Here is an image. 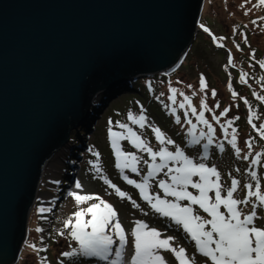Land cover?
<instances>
[{"label": "water", "instance_id": "95a60500", "mask_svg": "<svg viewBox=\"0 0 264 264\" xmlns=\"http://www.w3.org/2000/svg\"><path fill=\"white\" fill-rule=\"evenodd\" d=\"M204 2L0 0V264L19 261L43 168L93 98L176 66Z\"/></svg>", "mask_w": 264, "mask_h": 264}, {"label": "rangeland", "instance_id": "374dc122", "mask_svg": "<svg viewBox=\"0 0 264 264\" xmlns=\"http://www.w3.org/2000/svg\"><path fill=\"white\" fill-rule=\"evenodd\" d=\"M257 4L258 0H248L246 5L245 0H212V3L211 0H205L199 25L203 23L217 37H225V40L219 41L225 44V48L217 47L211 37L198 25L199 31L189 50L172 69L151 76L152 82L146 85L145 94L141 93V82L145 78H139L128 84L129 86L125 85L123 87L120 85L112 89L115 90V93L108 99H105L104 95L108 92L107 90L95 98L94 106L91 104L85 114L86 116L84 115L82 119L85 132L80 133L79 128L81 127L77 126L74 135L70 137L63 150L52 160V169L45 171V187L36 198L34 216L32 215V218L31 215L29 216L28 235L23 244L19 261L16 264H41L42 259L45 260V264H94L91 261L83 260L80 255L77 256L78 258L62 255L63 252L78 248V243L69 235L70 229L64 227V222L77 210L74 199L69 196L70 192H80L75 187L77 182L81 183L83 193L99 195L112 203L117 209L126 231L134 227L135 220H144L150 227L160 230L163 234L162 238L169 235L175 236L174 244L185 247L187 252L195 257V264H205L206 258H203L196 251L194 242L183 232L182 228L176 226L171 220L155 214L147 203L142 200L139 190L133 185L127 184L122 178L127 175L130 179L141 182L148 170L143 161L149 160L150 162V158L147 153L133 148L128 141H120L124 151L135 152L138 157L142 158L138 164L141 169L139 175L132 173L130 169L121 172L116 167L117 159L111 147L109 128L111 127L118 132L124 131L116 126V122L128 123L143 139L149 142V146L154 151H158L161 145L157 142L151 128L146 126L144 129H140L138 125H131L128 121L129 112L134 114L140 106L139 103H141L142 107L145 106L143 114L147 117L148 124L166 130L162 131L166 133L168 138L173 139L185 151L186 155L199 162V158L204 154L203 146L198 147L197 145L187 148L182 145V142L185 137H189L187 133L191 125L187 123L188 119H191L197 125L195 129L197 136L201 131L207 132V126L200 123L196 116L191 115V108H179V103L183 101V97L179 93L183 92L185 95L192 96L195 92L196 95L192 96V106L197 108L198 115L200 111H204L200 102L206 99L208 107L212 111H204L205 119L209 120L216 130L213 135V143L208 148L209 158L203 162L207 163L209 167L215 166L220 171L221 183L225 191L231 187L232 178L239 180L240 185L234 196L242 199L246 192L244 186L248 183L255 184L247 171L251 166V157L248 160H244L243 157L248 155L249 151H251L252 156H255L256 153L264 154V139H261L252 127L249 134L244 130H238V126H235L238 122V119L235 118H240L242 109L247 111L248 121L252 119L258 127L264 125V101L257 100L258 103H255L251 99L254 96L253 93L264 95V86L261 85L262 80L260 79L261 76H264V69L259 66V62L264 61V20L259 19L264 17V6L256 7ZM246 12L247 15H245ZM253 20L257 21V25H253ZM234 27L236 28L235 33L233 32ZM242 34L247 35V43L244 42ZM236 44H239L242 50H237ZM229 50H231L235 67L229 65L225 68L229 59ZM253 52H255V59L251 57ZM242 72L248 74L247 83L240 82L239 77ZM201 75L206 78L208 83V88L204 91H201L199 86ZM178 81L181 83H178ZM188 85H192V87L189 88ZM243 85L245 88H242ZM170 86L178 89L175 105L169 100L171 95ZM212 90L216 91L215 97L211 95ZM233 90L239 93L235 98L232 96ZM148 93L154 94L150 101L146 95ZM241 97L248 99L249 104L252 106L251 111L244 104ZM217 103L220 105L219 108L216 107ZM173 107L176 108L175 114H172L171 111ZM225 108H230V111L226 116H220ZM139 110L136 116L141 114V108ZM185 110L189 113L188 117L183 114ZM213 114L220 116L219 124L214 120ZM176 115L181 117L180 124L175 122ZM256 117H259V119H256ZM229 120H232L233 123L228 128V137L225 139L221 125L226 124L224 126L228 127L227 122ZM170 126L174 128L169 131ZM232 128L237 130V145L241 148L240 158L236 156L235 150L228 143V140L231 139ZM79 133L81 138L77 136ZM250 138H253V148L251 150L248 149L245 143ZM202 140L204 141L202 145L207 143L206 138ZM220 143L224 144L223 152L215 146V144ZM166 146L170 151L175 150L173 145ZM94 151L100 153L99 167L102 169V173H97L94 166L97 159L93 154ZM237 168L240 169L239 172L236 171ZM253 170L257 172L258 177L264 178V156L261 158V163L254 166ZM229 173H231V176ZM101 175L110 179L122 191L129 193L143 211L133 207L127 199L122 200L116 196L114 191L104 183ZM157 178H163V173L159 174ZM260 182L262 191H264V179H261ZM57 187L62 188L60 195L55 194ZM151 191L160 192L163 196L162 191L155 187V182H153ZM189 191L195 193L194 189L189 188ZM109 193L113 194L109 195ZM93 202L95 201H90L89 204ZM39 207H44L46 211L40 214L38 212ZM81 207L86 208L88 204L81 205ZM49 208L51 211L47 210ZM245 208V213L251 211V205ZM198 211L205 218H210L202 210L198 209ZM221 211H224V209L221 208ZM145 212L147 215L144 214ZM257 212L258 215L264 216V209L258 208ZM90 218L91 216L88 215L84 219L88 220ZM257 223L258 225H264V221H258ZM40 227L43 228V231L37 234V229ZM61 231L64 232L63 236L59 234ZM30 245H36V249L43 248L46 250L37 251ZM162 254L169 257L170 264H177L171 258V254ZM102 264H108V262L102 260Z\"/></svg>", "mask_w": 264, "mask_h": 264}, {"label": "snow or ice", "instance_id": "6c2138e0", "mask_svg": "<svg viewBox=\"0 0 264 264\" xmlns=\"http://www.w3.org/2000/svg\"><path fill=\"white\" fill-rule=\"evenodd\" d=\"M248 0H245V5ZM256 7L264 6V0H258ZM248 13L246 12L245 15ZM264 20V17H260ZM253 25H257V21H252ZM200 28L207 33L213 43L219 48H225V44L220 43L225 37H217L209 27L201 23ZM245 27H247L245 25ZM234 27L233 32L235 33ZM244 42H248L246 34H242ZM237 50H242L239 44H236ZM252 59H255V52L251 53ZM235 67L229 50L228 63L225 65ZM261 69H264V61L259 62ZM231 75V74H230ZM247 73L240 74V82L247 83ZM260 79L264 81V76ZM178 83H181L178 81ZM200 90L204 91L208 88L206 78L201 75L199 79ZM189 88L192 85H188ZM231 89V84L229 83ZM171 95L169 100L173 105L176 104V96L178 89L170 86ZM183 97V101L179 103L180 109L191 108V115L196 116V119L207 126V132L201 131L199 136L195 134L196 124L191 119L187 123L191 125L188 129L190 146L198 145L201 139H207V143L203 145L204 154L196 159L185 154L176 142L168 138L159 127L148 124L147 117L143 114L144 109L141 106V114L139 116L129 112L128 121L131 125H138L140 129L146 126L151 128L157 142L161 145L158 151H154L149 142L134 130L128 123L116 122V126L124 131H115L109 128L111 137V147L117 159L116 167L123 172L125 169H130L132 173L140 174L141 169L138 167L142 158L138 157L135 152L124 151L120 141H128L133 148L147 153L149 160H144L147 165V173L143 176L142 181L130 179L127 175L122 178L127 184L133 185L139 190V195L143 201L147 203L150 209L157 215L171 220L176 226L182 228L191 241L195 244L196 251L206 258L205 264H264V225H258V221H264V216L258 215L257 209H264V191H262L261 177L253 167L261 163L262 153H256L252 156L251 151L243 157L248 160L251 157V166L247 169L251 179L255 184L248 183L244 187L245 195L242 199L236 198L234 193L237 192L240 181L232 178L231 187L226 191L221 183V173L215 166L209 167L203 162L209 158L208 148L213 143V135L215 128L205 119L204 111L211 112L205 100H202L200 111L197 115V108L192 106V96L179 93ZM211 95L216 96V91L212 90ZM239 95L236 91H232V96L235 98ZM259 101H264V95L253 93ZM159 99V98H157ZM244 104L249 107L251 105L247 98L241 97ZM219 104L216 107L219 108ZM167 107V105H165ZM172 114H175L176 108H172ZM230 108H225L220 116H226ZM184 116L188 117L187 110L184 111ZM255 115V113H253ZM220 116L213 114V118L217 124L220 122ZM235 119H239L236 117ZM259 119V117H256ZM175 122L181 123V117L175 116ZM233 121L227 122L228 127L221 125L225 139L228 137V128L231 127ZM248 123L253 130L258 133L261 139H264V125L257 126L249 119ZM111 124V121H110ZM236 129L232 128L231 139L228 143L235 150L236 156L240 158L241 148L237 145ZM249 150L253 148V138L245 142ZM166 145H173L174 151H170ZM216 147L223 152L224 144H217ZM96 162L95 168L97 173H102L99 167L100 153L94 151ZM159 160V162H157ZM240 171L239 168L236 169ZM163 173V178H157ZM231 176V173H229ZM104 183L114 191V194L120 199H127L132 206L140 209V205L132 199L129 193L122 191L120 187L114 184L110 179L101 175ZM153 182L155 187L163 193L152 192ZM80 192H70L76 204L77 210L69 216L64 222V227L70 229L69 235L78 243V248L72 251L63 252L65 257H74L82 255L86 257H97L100 260L107 261L108 264H170L169 257L162 253L171 254V258L178 264H195V257L190 255L185 247L175 245V236L163 237L160 230L155 227H150L144 220H135L134 227L127 230L119 218V213L112 203L103 199L99 195L93 193H83V188L80 182L75 185ZM189 188L194 189L189 191ZM113 193H109L111 195ZM171 197V199H169ZM90 201H95L90 203ZM188 203H182V202ZM88 204V207L81 205ZM251 205V211L245 213L243 208ZM243 206V207H241ZM221 208L224 211H221ZM199 210L206 213L208 217L199 214ZM51 211V209H47ZM143 211V209H140ZM44 207H39L38 212L43 214ZM147 215V213H144ZM90 215L91 218L85 220V216ZM90 229V230H89ZM37 231L42 232L43 228H38ZM61 236L64 232L59 233ZM115 246V247H114ZM36 249V245H30ZM44 251L46 249H36ZM112 258V259H110ZM46 259V258H45ZM41 264H45V260H41Z\"/></svg>", "mask_w": 264, "mask_h": 264}, {"label": "trees", "instance_id": "16d2710c", "mask_svg": "<svg viewBox=\"0 0 264 264\" xmlns=\"http://www.w3.org/2000/svg\"><path fill=\"white\" fill-rule=\"evenodd\" d=\"M211 3H212V0H211ZM152 77H150V78H146V79H144V80H142V82H141V93H143V94H145V91L147 90V87H146V85L149 83V82H152V79H151ZM262 82V84L261 85H263L264 86V81H261ZM242 88H245L244 87V85H243V87ZM250 91H251V89H249ZM115 92L114 91H109L108 93H106L105 94V99H108V97H110V96H112L113 94H114ZM147 95V97H148V100L150 101L152 98H153V96H154V94H146ZM142 96V95H141ZM151 96V97H150ZM142 97H146L145 95L144 96H142ZM251 99H252V102H255V103H258L257 102V99H256V97L255 96H253V97H251ZM153 101V100H152ZM139 107H138V110L134 113V115H137V112H139L140 110H139V108H141V103H139ZM145 107V106H144ZM143 107V109L145 110V108ZM240 111H241V109H240ZM248 114H247V111H243V109H242V112H240V118L238 119V122H237V124H235V126H238V130H244L245 132H247V133H251V131H252V128H251V125L248 123V116H247ZM224 125H226V124H224ZM81 127V126H80ZM86 127V126H85ZM174 127L173 126H170V128H169V131L170 130H172ZM237 128V127H236ZM80 129V133L81 132H85V128H83V127H81V128H79ZM162 130H164V129H162ZM164 131H166V130H164ZM74 133L75 132H73L72 133V135H74ZM80 133L79 134H77V136H78V138H81V136H80ZM179 137V136H178ZM189 141H190V136L189 137H185V139L183 140V142H182V145H184L185 147H187V148H190V147H192V146H190L189 145ZM204 143V141L201 139V141H200V143L198 144V147L200 146V147H202L203 144ZM217 144H215V146H216ZM194 146H197V145H194ZM41 189L43 190L44 189V186H41ZM61 187H57V189H56V195H60V192H61ZM58 193V194H57ZM34 207V206H33ZM31 208V210H30V213H29V216L32 218V215L34 216V212H35V207L34 208ZM243 210L244 211H246V208L244 207L243 208ZM31 211H32V213H31ZM41 228V227H40ZM40 231H37V234H40L39 233ZM23 249V248H22ZM78 256V255H77ZM77 256H75V257H72V258H78ZM81 257H82V259L83 260H88V261H91V262H93L94 264H102V261L99 259V258H97V257H86V256H82V255H80Z\"/></svg>", "mask_w": 264, "mask_h": 264}, {"label": "clouds", "instance_id": "9594fccd", "mask_svg": "<svg viewBox=\"0 0 264 264\" xmlns=\"http://www.w3.org/2000/svg\"><path fill=\"white\" fill-rule=\"evenodd\" d=\"M96 98V97H95ZM94 98V99H95ZM93 102V101H92ZM79 126H81V127H83V124L81 123V124H79ZM37 196H38V194H36V197H35V200H34V203H33V205H32V207L33 206H35V201H36V198H37ZM31 207V208H32ZM31 210V209H30ZM29 213H30V211H29ZM28 219H29V214H28ZM28 235V221H27V234H26V236ZM22 251V250H21ZM20 254H21V252H20Z\"/></svg>", "mask_w": 264, "mask_h": 264}, {"label": "bare ground", "instance_id": "6f19581e", "mask_svg": "<svg viewBox=\"0 0 264 264\" xmlns=\"http://www.w3.org/2000/svg\"><path fill=\"white\" fill-rule=\"evenodd\" d=\"M112 89V88H111ZM96 101V100H95ZM92 106H94V105H92ZM86 113H87V111H86ZM85 113V114H86ZM79 126V125H78ZM47 169H49V170H51L52 169V161L49 163V165L46 167V169H45V171L47 170ZM27 237V236H26Z\"/></svg>", "mask_w": 264, "mask_h": 264}]
</instances>
